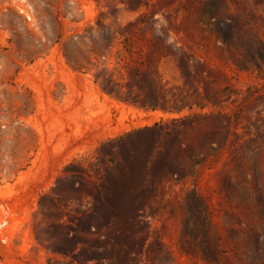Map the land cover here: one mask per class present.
Listing matches in <instances>:
<instances>
[{
    "label": "rangeland",
    "instance_id": "1",
    "mask_svg": "<svg viewBox=\"0 0 264 264\" xmlns=\"http://www.w3.org/2000/svg\"><path fill=\"white\" fill-rule=\"evenodd\" d=\"M0 264H264V0H0Z\"/></svg>",
    "mask_w": 264,
    "mask_h": 264
}]
</instances>
